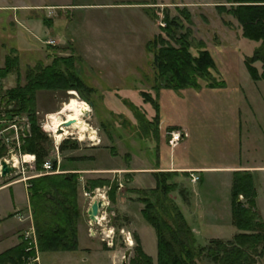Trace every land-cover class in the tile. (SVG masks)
<instances>
[{
  "label": "rangeland",
  "instance_id": "374dc122",
  "mask_svg": "<svg viewBox=\"0 0 264 264\" xmlns=\"http://www.w3.org/2000/svg\"><path fill=\"white\" fill-rule=\"evenodd\" d=\"M226 1L0 0V70L5 67L7 56H18L11 72L0 76V94L5 95L18 81L26 84L28 71L40 63L51 64L53 56L76 55L77 75L87 87L81 93L76 90L36 93V115L48 139L44 162L56 163L54 171L61 172L80 163L96 168L84 177L79 175L78 232L80 221L83 223L79 249L45 253L38 249L39 264H117L112 257L114 251L120 252L118 264H131L137 256V238L142 251L156 264V232L144 220L141 213L144 205L138 199L156 187L154 173L158 172L178 174L173 180L177 186L168 200H163L161 192L151 196L158 210L161 204L167 207L160 215L169 223L181 214L202 246L212 239L227 242L238 232L232 223L231 205V170L235 168L228 167L264 165V118H259V105H264V81L252 80L245 65V58L261 43L244 38L240 24L231 15L218 12L217 6ZM182 9L191 14V23L184 19L186 27L191 28V53L198 56L200 50L208 49L216 60V69L210 78L199 80V89L157 92L155 53L152 47L147 49V44L156 35H164L160 27L166 26V13L183 18ZM255 66L261 71V63ZM213 81L221 84L211 89L208 84ZM143 94L159 105L160 121L155 119L156 111ZM84 103L88 109L79 117L95 130L96 140L81 141L78 130H71V136L56 139L53 119L49 117L55 115L66 120ZM61 110L65 113H60ZM172 132L182 135L174 146L170 143ZM63 141L68 144L60 150ZM160 141L165 150H158ZM74 145L76 149L70 148ZM71 154L77 157L68 158ZM90 154L94 156H87ZM159 157L169 163L179 161L177 165L183 162L222 169L187 174L171 169L154 173L122 171L130 167L149 169L156 166ZM108 168H120L121 172L106 173ZM237 171L249 170L241 167ZM42 172L45 173L43 165L39 169L36 162L32 169L26 170L25 176L40 177ZM251 173L257 189L256 210L264 222V170ZM23 177L12 172L3 178L7 179L5 184L17 185L0 192V218L10 217L13 209L26 203L29 181H23ZM102 177L121 184L115 202L108 197V187L86 190L89 180ZM99 195L108 198L105 212L108 225L115 229L113 249L107 248L100 237L90 235L87 206L94 199L101 200ZM158 197L162 201L157 204ZM239 202L245 203V199L240 196ZM29 210L23 216L24 233L31 227L35 230ZM121 230L131 234L132 246L126 244ZM198 262L212 264L204 257ZM257 264H264V257Z\"/></svg>",
  "mask_w": 264,
  "mask_h": 264
},
{
  "label": "trees",
  "instance_id": "16d2710c",
  "mask_svg": "<svg viewBox=\"0 0 264 264\" xmlns=\"http://www.w3.org/2000/svg\"><path fill=\"white\" fill-rule=\"evenodd\" d=\"M227 3L229 5H227ZM220 14L231 15L241 26L242 36L248 40L260 42L252 55L245 58L248 73L254 81H264V0H227L226 4L217 6ZM181 17H171L166 13L165 27H160L164 35L153 37L147 44V49H154L153 67L156 70L155 90H186L199 89V80L208 79L212 70L216 69V60L208 50H200L194 56L192 48L191 14L187 9L180 10ZM201 42V46H203ZM76 55L67 57H52L49 65L38 64L29 70L26 84L20 81L7 91L5 103H17L18 108L7 112L8 115L26 114L31 135L25 139L22 151L34 154L39 169H42L44 158L48 151L45 146L47 137L43 134L36 115V93L41 90H76L81 93L86 85L77 75ZM18 63V56H7L5 67L0 70V76H7ZM261 63V71L255 66ZM221 84L213 81L208 84L211 89ZM146 102L152 103L160 121V107L148 94H143ZM68 142L63 141L60 150ZM70 148H77L76 145ZM114 150L111 148V151ZM7 153L0 143V158ZM56 169V163L53 164ZM183 174H187L184 172ZM177 172L154 173L156 187L144 193L138 200L144 205L141 210L144 220L155 229L157 236L156 264H198V260L206 258L212 264H257L264 257V222L256 210L257 189L254 177L250 171H234L231 182L232 223L237 229L231 240L225 242L212 239L209 244H198L193 230L177 215L175 221L169 223L160 214L167 211L161 204L158 210L151 196L161 192L163 200H168L169 194L175 190L173 181ZM126 181V180H125ZM28 199L33 215L37 245L40 253L45 252H76L79 249L78 221L81 217L78 202L79 174L76 172H60L32 178L28 182ZM108 187V197L116 201L118 183L109 179H91L86 183V190ZM132 192H135L132 190ZM242 196L245 203L238 202ZM161 203L160 197L156 199ZM169 212V210H168ZM137 256L131 264H155L139 246L137 238ZM28 242H22L0 254V264H24L33 257L35 252L28 251Z\"/></svg>",
  "mask_w": 264,
  "mask_h": 264
},
{
  "label": "built area",
  "instance_id": "2783aa9c",
  "mask_svg": "<svg viewBox=\"0 0 264 264\" xmlns=\"http://www.w3.org/2000/svg\"><path fill=\"white\" fill-rule=\"evenodd\" d=\"M53 132L54 134L56 133L55 128H53ZM30 135L31 125L27 115H8L5 113H0V143L7 150L6 155L0 159V175L2 161H5L8 165L13 167V172H17L18 174L20 173V175L22 174L24 176L22 180L25 182L38 176H25L26 170L32 169L36 163L35 155L26 154L22 151V146L25 142V139L30 137ZM171 136L170 143L172 146H174L178 144L182 135L180 133L172 132ZM43 170L45 173L42 172L43 174L40 173L39 175L42 176L52 172H60L59 169L54 171L53 163L50 160H46L43 163ZM99 196H101L100 199L104 201V207L101 208L99 214L96 216V222L94 224L90 223V234L93 237H100L102 242H104L108 248L113 249L115 246L116 235L115 229L108 225V217L107 213L105 212L106 207L109 205L108 198L102 195ZM29 214L31 215V213ZM20 219L23 221V216H20ZM120 234L124 236V240L128 246L133 245V239L130 233H125L123 230H121ZM23 238L28 242L27 250H33L35 252V255L28 258L24 264H39L40 258L37 248V237L34 228L31 227L28 231H26L23 235Z\"/></svg>",
  "mask_w": 264,
  "mask_h": 264
},
{
  "label": "crops",
  "instance_id": "0c3cea01",
  "mask_svg": "<svg viewBox=\"0 0 264 264\" xmlns=\"http://www.w3.org/2000/svg\"><path fill=\"white\" fill-rule=\"evenodd\" d=\"M20 8H27V7L22 6ZM30 17H29V14H27V18L30 19ZM25 22H27V21H25ZM260 117L262 119L264 118V105H259V118ZM161 137H162V135H161ZM164 140L166 141V138H164L163 141ZM157 148H158L159 151H161L162 149L165 150L166 146H164L163 142L160 141L159 145H157ZM95 150L96 149H93V151H95ZM72 154L69 155L70 157L68 156V158L73 159V158L77 157L76 155H72ZM87 156L90 157V156H94V155L90 154V155H87ZM73 162H75V161L73 160ZM81 162H83V161H81ZM178 162L172 161L171 163H169V161L166 158L162 159V157H159V160L157 161L156 166L150 167L149 169H145L144 168L145 170L144 169L142 170V169H137L135 167H130L129 169L125 168L122 171H124V173L125 172L135 173L137 171H146V172L149 171V172L154 173L156 171H163V170L171 169V170H174V171H184V172H202L203 170H204L203 172H206L207 170L209 171L210 169L211 170H219V171H221V169H222V167L201 168V167L194 166V165H186L183 162H181V163H179V165H177ZM79 165L80 166H75V167L73 165L72 167H70L68 169H65L63 171L64 172H76V173H78L80 175V177H84L83 176L84 174H91V172L95 171V169H96V168H92V167H84V166H82V163H80ZM241 167L245 168L246 170H249L250 172H263V170H264V165H257V166H252V167H249V166H246V167L239 166L238 167V166H235V165H231L230 167H228V169L229 168L230 169L231 168H235V170H231V172H234V171H237V170H241ZM119 169L115 170V169H112V168H108L105 171H106V173H110L111 171H112L111 173H113L114 171H118L119 172L120 171ZM102 178H105V177H102ZM6 181H7V179H3V177H2V181L0 182V192L9 190V189H11V188H13L14 186L17 185V184H10V183L9 184H5L4 182H6ZM118 184H120V183L118 182ZM128 188L130 189V187H128ZM80 191L81 190H79V193H80ZM117 192H118V189H117ZM25 194H26V192H25ZM130 195L131 194H128V198L133 201L134 199ZM20 207L21 208L16 207L15 209H13V211L11 212L12 214L10 215V217L6 218V216L5 217L3 216L2 218H0V254L5 252V251H7V250H9V249H11V248H13V247L18 246L22 242L23 234H24L23 231H24V227H25V221H22L20 219V216H25L26 213L28 211H30L29 210L30 207H29L27 194H26V203L22 204ZM88 207H89V205L87 206V209H88ZM16 209H19V210H16ZM81 226H83L82 220L80 221V224H79V236H80V227ZM119 255H120V252L114 251V254L112 256L114 261H115V263H117V264L119 262Z\"/></svg>",
  "mask_w": 264,
  "mask_h": 264
},
{
  "label": "water",
  "instance_id": "95a60500",
  "mask_svg": "<svg viewBox=\"0 0 264 264\" xmlns=\"http://www.w3.org/2000/svg\"><path fill=\"white\" fill-rule=\"evenodd\" d=\"M4 96L0 95V113H7L9 111L16 110L18 108L17 103H9L8 105H2V100ZM76 121L74 119L65 120L61 125H59L56 129V134L62 135L64 133V128L71 127L74 125ZM62 138H65L64 136ZM13 172V167L8 165L5 161H2V168H1V176L3 178H6L9 174ZM240 201V198L238 199V202ZM104 207V201L95 199L92 201L90 206L87 209V215L90 220L91 224H94L96 222V216L99 214L101 208Z\"/></svg>",
  "mask_w": 264,
  "mask_h": 264
},
{
  "label": "bare ground",
  "instance_id": "6f19581e",
  "mask_svg": "<svg viewBox=\"0 0 264 264\" xmlns=\"http://www.w3.org/2000/svg\"><path fill=\"white\" fill-rule=\"evenodd\" d=\"M87 109H88V105H87V103H84L83 107L78 108L76 110V113H74V115L66 117V120L74 119L76 121V123L74 125H72L71 127L64 128V133L62 135L55 133L54 134L55 138L60 140V139H62L63 136L66 137V136H68L70 134H73V132H71V130H78L77 134H78L79 139L81 141H83L86 138L90 139L91 141L96 140V132H95V130L93 128H91L89 126V124H87V122H84L79 117V114L86 113ZM60 113L64 114L65 111L61 110ZM49 118L53 119L52 126L55 129H57V127L59 125H61L63 123V121H65V120H62L61 118H58L55 115H51Z\"/></svg>",
  "mask_w": 264,
  "mask_h": 264
},
{
  "label": "flooded vegetation",
  "instance_id": "af4514ba",
  "mask_svg": "<svg viewBox=\"0 0 264 264\" xmlns=\"http://www.w3.org/2000/svg\"><path fill=\"white\" fill-rule=\"evenodd\" d=\"M5 105H7V104L5 103Z\"/></svg>",
  "mask_w": 264,
  "mask_h": 264
}]
</instances>
